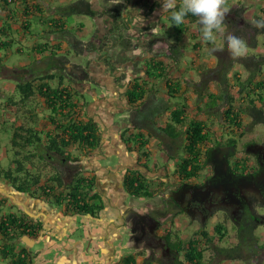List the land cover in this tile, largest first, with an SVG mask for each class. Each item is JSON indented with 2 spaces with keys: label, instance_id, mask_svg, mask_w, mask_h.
<instances>
[{
  "label": "crops",
  "instance_id": "1",
  "mask_svg": "<svg viewBox=\"0 0 264 264\" xmlns=\"http://www.w3.org/2000/svg\"><path fill=\"white\" fill-rule=\"evenodd\" d=\"M76 1L78 0H54L47 3L44 0H30L26 3L17 0L6 5L0 0V29L7 24L9 26L5 34L0 33V40H11L8 49L0 50V126L9 134V129H12V137L19 127L35 130L42 137L37 147L45 149L48 144L47 137L62 132L61 115L60 111H52L47 98L40 93V86L44 83H48L52 88L60 85L71 86L73 99L77 105L73 109L74 120L77 122L93 120L99 134L102 133L100 135L102 145L84 159V164L97 169L96 184L102 197L103 208L97 214L100 218L94 222L89 214L81 215L70 209L60 210V205L56 201L50 203L54 196H50V201L44 198H31L28 195L22 196L26 194L21 193V202L18 201L16 204L19 203L28 214L39 217L44 222V227L39 233L38 241L21 235L20 242L16 240L14 246L15 251L25 250L32 264H124L121 258L124 253L121 235L123 214L131 205L142 203L129 197L123 190V169L128 164L134 165L140 158L151 168V171H147L148 169L143 167L141 174L147 179L154 175L162 176L164 181L161 183L164 185L169 179H173L172 173L175 172V167L177 168L175 162L177 158H169L161 148L159 138L150 135L145 127L138 128L136 124L134 126L131 123L130 110L133 107L123 92L128 88L130 91L134 82L128 85L129 78L118 82L116 74L102 59L111 53L113 56L122 57L136 55L140 66L141 63L148 65L149 61H144L142 46L144 38L151 34L153 38L173 40L174 29L170 25V14L163 12L159 0H87L94 11L93 15H89L94 32L88 39L80 38L87 28L83 23L70 21L73 16L69 17L72 14L65 13L64 6L66 4L68 7ZM246 1V6L253 17L264 15V0ZM111 2L122 4V16L119 20H115L107 11ZM239 2L240 0H227V5L233 6ZM185 21L189 29L182 38L186 50L180 61H170L168 58L165 59L164 55L155 57L168 63L166 78L145 76L144 72L140 71L142 77L138 82L145 83L146 95L163 97L170 104L166 113L158 118L162 126L181 100L187 102L186 113L189 118L197 116V111L192 110L193 105H197L198 97L194 98L191 95L192 88L183 80L187 76L198 78L197 70L194 69L197 65L214 68L218 64L217 55H209L200 39L198 21L188 19ZM37 22L41 34H35L36 28H33ZM260 40L262 42L258 47L253 49L248 46L247 54L264 53V36H260ZM197 43L198 46L195 47ZM217 46L222 47V41L218 40ZM24 53H28V58H24L26 55ZM76 58L81 59L80 63L76 62ZM145 70L152 72V69ZM235 71H239L244 77L248 74V70L242 64L236 65L231 74ZM174 72L176 79L172 77ZM48 75L54 77L48 78ZM168 78L181 83L177 93L171 92L167 87ZM260 79H264V72ZM24 81L34 83L35 92L27 99H23L17 90V84ZM214 88H219V85L216 83ZM201 101L203 102V99ZM142 102L141 99L133 105H140ZM208 117L200 119L207 120ZM139 132L148 140L145 146H142L138 138L140 146L135 147V142H132L135 147H132L133 150L130 151L129 148L116 151L121 154L117 164L104 160L105 156L99 151H105L106 154L111 151L109 146L105 145L109 138L112 141L118 134H125L127 139L133 138ZM6 140L7 148L1 151L3 136L0 134L1 171L3 170L1 168L15 170L18 159L16 154L20 151L18 147L13 146L12 138L8 136ZM34 147L27 149L34 151ZM74 147L71 145L68 149L74 151ZM46 180L53 185L58 183L56 179L52 180V177L47 176ZM0 183H4L2 186L8 187L7 191L9 190L10 186L2 178ZM0 192H3L1 188ZM160 202L161 199H157L156 203ZM1 204L0 221L5 218L7 212H10L9 206ZM182 222L184 223L185 219H182ZM178 224L177 219H169L166 234L170 240L172 238L169 236L174 232L183 238L180 232L184 225L178 228ZM197 230L199 229L192 233ZM6 242L7 238L0 231L1 258L6 264H12L8 253L4 252L7 249ZM9 245L10 242L8 247ZM141 260L142 258H137V264H141Z\"/></svg>",
  "mask_w": 264,
  "mask_h": 264
},
{
  "label": "trees",
  "instance_id": "2",
  "mask_svg": "<svg viewBox=\"0 0 264 264\" xmlns=\"http://www.w3.org/2000/svg\"><path fill=\"white\" fill-rule=\"evenodd\" d=\"M6 5L17 0H3ZM28 3L30 0H18ZM122 4L113 3L107 7V11L114 17L115 20H119L122 16ZM68 14L79 13L93 15L91 3L87 0H78L75 3L67 7ZM186 19L189 21H198L197 17L188 16ZM256 19H264V15L256 16ZM254 20V21H255ZM253 21V22H254ZM253 22L251 27L254 32H251L250 38L247 37L245 30H239L234 35L245 40L250 48L258 47V38L264 36V30H258L254 27ZM174 29V39L168 40L166 45H162L160 50L164 56H167L170 61L178 62L183 57L186 50V45L182 42L183 35L189 29L188 23L184 21L183 24L176 26L171 25ZM9 30L8 24L0 29V33L5 34ZM194 37V35H191ZM11 40H0V50L8 49L10 47ZM198 43L195 44V47ZM242 64L248 70V74L244 77L239 71L231 72L236 65ZM168 63H164L161 60H150V67L152 72L150 76L155 78H166ZM194 69L197 70L200 79L195 82H188L189 78L185 77L183 82L188 87H193L194 92L198 95V100L203 99L202 105H198V112H204L207 116L218 117L219 123L223 126L224 132L222 136H217L230 144H236L237 138L235 135L238 132L244 133L246 130L247 122H250V126L263 125L264 126V79H260V76L264 72V53H250L245 57L239 59H233L226 57L224 60L219 58L218 64L214 68L206 67L204 65H197ZM54 75H48V78H53ZM137 82V81H136ZM213 82H217L219 90L216 93L210 91V85ZM167 87L171 92L177 93L180 90L181 83L168 78ZM145 83H133L132 89L129 91L130 103L136 104L139 100L144 98ZM17 90L21 93L23 99L29 98L34 94L33 81H24L17 84ZM40 93L44 95L50 108L53 112L60 111V134L49 135L47 138V149L49 148L52 154H57L60 157L69 158L72 156L73 151L68 149L71 145H76L74 149L80 147L84 149L86 146L94 148L99 142V133L96 128V124L93 120L87 121H75L73 116L75 115L74 108L77 107L74 102L73 88L71 86L60 85V87L52 88L48 83H44L40 86ZM207 98L205 101L204 98ZM170 104L164 100L163 97L157 98L156 101L149 102L144 108L137 111L139 119L142 124H136V127H145L150 135H154L159 139H163L165 136L169 142L166 144L165 152L171 159L178 158L180 152L184 153L181 157L180 163L177 165L176 173L182 176L186 180H192L199 176V172L208 165L210 148L213 146V130L210 129V125L207 120L197 117L189 118L186 113L187 102L180 101L172 111V115L164 122V125H160L158 118L166 113ZM74 111V112H73ZM158 116V118H157ZM249 118V119H248ZM247 119V121H246ZM62 120L64 122H62ZM249 120V121H248ZM64 126V127H63ZM226 129L232 131L230 136L227 135ZM217 133V132H216ZM164 135V136H163ZM136 139H140L142 146H145L148 142L141 132L135 134ZM41 136L33 129H26L19 127L14 132L12 137L13 146L18 147L20 151L17 152L16 159L17 166L15 170H6L4 177L12 181L14 186L24 192H30L32 187L37 185L39 178L31 179L29 172L26 169V161L32 160L37 154H41L40 147H37L41 143ZM183 141V146H181ZM216 143H221L220 141ZM34 147V151H30L28 147ZM201 147V148H200ZM206 148V149H205ZM43 150V149H42ZM26 152V153H25ZM38 152V153H37ZM22 157L20 158L19 156ZM205 155V158H204ZM178 156V157H177ZM61 159V158H60ZM244 167H248L249 158L243 157L241 160ZM238 161L236 164H240ZM59 182L56 185L47 184L43 190L50 189L48 195L54 196L60 202V195L55 194L57 187H60V191L63 182L57 175L54 177ZM137 178H133L130 181L129 192L136 197L150 196L147 188H144L139 184L135 185ZM78 185L73 187L72 193L65 192L64 198H71L75 202L83 200L87 197V191H85V185L82 180L78 181ZM83 186L80 189L79 186ZM82 194V195H81ZM91 206H88L89 209ZM83 209V206H80ZM79 209V210H80ZM78 210V208H77ZM81 211V210H80ZM252 222L245 226H241L238 229V244L234 246H224L221 244L228 234L227 226L223 222H218L212 229L203 227L197 230L189 239H184L177 233L172 240V245L179 253L172 264H213L216 258H223V261H244V247L251 239L258 238L255 234L257 229V223L262 222L260 218L250 219ZM15 222L18 224L16 228H22L21 222L16 216H6L0 221V228L7 230L8 222ZM170 237V236H169ZM264 246V245H263ZM212 249V258L206 256V251ZM5 252V250H4ZM207 258V259H206ZM214 259V260H213ZM168 264V263H163Z\"/></svg>",
  "mask_w": 264,
  "mask_h": 264
},
{
  "label": "flooded vegetation",
  "instance_id": "3",
  "mask_svg": "<svg viewBox=\"0 0 264 264\" xmlns=\"http://www.w3.org/2000/svg\"><path fill=\"white\" fill-rule=\"evenodd\" d=\"M227 7L229 13L226 18L227 27L225 32L234 35L239 30H245L247 37L250 38L251 32H254L251 23L256 17L251 15L248 6H244L243 1L240 0L239 4L233 6L227 5ZM168 40V38H163L162 40L160 38H153L151 34L144 38L142 46L144 48V61H149V64H146L147 66L145 63H141L140 66L139 61L136 59V55H129L128 57L123 56V58L122 56H113L111 53L103 56L102 60L110 67V70L116 74L118 82H122L129 78L128 85L130 82L137 83L142 77L140 71H143L145 76H150V73H148L149 71L145 70V68L148 70L151 69L150 60L153 59L158 61L155 57L163 55L160 48L162 45H166ZM217 55V60H219L222 56L221 54ZM163 57L165 59L168 58L167 56ZM119 63L121 64L119 65ZM118 67H120V69H118ZM121 70H123V72H121ZM197 75L198 78L187 76V78H189L187 81L189 83L192 81H199L200 76L198 72ZM153 78H155V76H153ZM132 87L133 84L130 89H132ZM191 88L193 90L192 86ZM128 89L123 92V95L126 94L128 103H130ZM144 98L140 105L134 106L135 104L133 105L130 103L133 107L132 110H130V120L134 126L135 124H142L137 111L144 108L147 103L156 101L159 97L157 95L152 97L145 93ZM101 134H99L100 139L97 146L94 148L86 146L84 149L78 147L76 148L77 150H74L77 151L78 154L73 151L72 156L69 158L52 154L50 149H47L46 146L45 149L40 150L41 154H37L35 158L28 161L26 165V169L30 174L29 177L31 179L36 177L39 178L37 185L32 187L30 192H24L19 190L16 186L15 187L26 194L22 196L28 195L31 198H44L50 200L51 195L47 193L50 189L47 188L45 191L43 190L47 185V178L45 179V183L43 182L40 184L41 181H44V178L43 176L39 177V173L37 172L39 171L38 167L41 169L52 167L55 170L48 178L52 177V180H55L54 177L57 175L63 182L61 189L64 193L60 191V187H57L58 189L55 194L60 195V202L57 198L52 197L50 203L56 201L57 204L60 205V210L62 209L65 211L70 209L81 215L89 214L94 222L97 221L95 219L100 218L97 215L98 211L103 208L102 197L96 184L97 169L84 164V159L94 153L96 149L98 150V146L102 145ZM118 135L115 136L114 134L113 136L115 137H113V140L111 141L109 138V141L105 143L111 150L109 153L106 154L105 151H99L100 154L103 153V156H105V161L108 160L115 164L118 163L119 156H121L120 153L118 154V152H116L118 149L127 150L130 148L129 150L131 151V149L133 150L132 147H134L132 142H135V147L140 146L139 139H136L135 136L127 139V137L124 136L125 134ZM162 138V140H159L161 147L163 146V151H165V149L168 148L166 147V143L170 140L165 138V136ZM225 140L226 139L218 137L217 142L220 141L221 143H216L208 147L211 149L209 156H207L210 161L205 169H203L202 172L200 171L199 176L192 180L184 179L176 173V170L172 173L173 179H169L164 185L161 183L164 181L162 176L154 175L149 177L150 179H147L141 174L142 168L146 167L148 169L147 171H151V168L148 164H145L144 161L143 163L140 158H138L134 165L128 164L124 167V176L122 180L123 190L133 199H145L142 204H134V206L131 205L128 207L123 214V221H121V235L123 238H121L123 239L124 253L121 258L124 264H137V258H142L141 264H172L176 257L180 255L173 247L172 240H170L166 234V226L170 218L178 219V225H184L182 219L184 220L186 218L185 216H187L190 218V221L199 224L197 229L207 227L210 219L215 217L219 219L220 216H222V218L226 216L232 217L236 222L235 224H237V221L243 216H247L249 219L254 217L260 218V221H264V213L258 211V208L264 209V147L260 151L254 149L255 152L252 153L248 151V148H253L252 144H262L264 146V140L246 143L245 151L250 154V156L248 155L250 157L248 167H244L242 164V157L239 156V144H230ZM230 146L233 147L228 155L230 171L234 174V178L238 183L227 185V189L222 187L216 189V182L212 179L214 173L212 158L221 153L222 148ZM82 156L84 157L82 158ZM238 161L241 162L237 165L236 163ZM1 169L3 170H0V178H2L5 183L7 182L8 186H14L11 180L4 177L5 171L12 169ZM175 169L177 168L175 167ZM133 178L138 179L137 182H135L136 186L141 184L143 189L147 188L148 192L152 195L140 197L132 196L129 192V183ZM238 178H242L243 180H239ZM80 180L84 182L83 184L86 187L85 191H87L88 194L87 197L84 198L83 196V200L77 202L73 199L71 200V198H64L66 195L65 192L72 193L74 191L72 188L76 187ZM79 188L83 189L82 183ZM211 188L212 191L207 195L205 191ZM20 195L21 193H16L12 190L0 192V206L2 205L1 203L9 206L10 212H7L5 215L16 216L22 224V228L17 229L16 225L18 226V224L16 221H10L7 224V230H2L0 228V231L5 238H7L8 242H10L9 247L8 242H6L7 249L5 251L8 253L11 263L32 264L31 258L25 250L23 252L15 251L14 242H16V240L20 242L21 235L27 236L28 239L38 241V236L41 230H43L44 222L39 217L32 216L31 213L28 214L19 203L16 204L18 201L21 202ZM157 199H161V203L157 204ZM80 206H83V209H80ZM88 206L91 207L87 209Z\"/></svg>",
  "mask_w": 264,
  "mask_h": 264
},
{
  "label": "rangeland",
  "instance_id": "4",
  "mask_svg": "<svg viewBox=\"0 0 264 264\" xmlns=\"http://www.w3.org/2000/svg\"><path fill=\"white\" fill-rule=\"evenodd\" d=\"M56 1H59V0H56ZM44 2L52 3V2H54V0H44ZM246 4H247V1L244 0L243 1V5L245 6ZM248 5L251 6L250 3ZM64 6H66L65 7V13H66L67 12V5L64 4ZM71 16H73V17H71ZM69 17H71L70 21H73V22H76V23L85 24V26L87 28V31L85 32L84 35H81L80 38L88 39L89 36H91L93 34L94 30H93V28L91 27V24H90L91 23V17L88 14L87 15H83V14L72 13V15H69ZM39 26L40 25H39L38 22L35 24V26L33 25V28L34 27L36 28V29L34 28L35 29V34H38V33L41 34V30H40ZM230 35H232V33L228 34V33L225 32V36H230ZM260 42H262V41L261 40L259 41V38H258V44ZM132 48H133V46H132ZM24 54H26V55H24V58H28V55H27L28 53H24ZM217 54H221V56H222V58L224 60L226 59V57L229 56V53L227 52L226 49L223 52L216 53V55ZM80 61H81V59H77L76 60L77 63H80ZM172 77H173V79H176L177 76H175V72L172 73ZM216 83L217 82H213L210 85V91L213 92V93H216L219 90V88H214ZM191 95L194 98L198 97V95L193 90L191 91ZM196 104L197 105H195V106L193 105L194 109L192 110V112L198 110L197 107L200 104L202 105V101L198 100V102ZM205 115L207 116V114H205L204 112L200 113V112L197 111V116L196 117L197 118L206 119ZM207 121H208V123L210 125V129L213 130V138H214L213 144L215 145L216 141H218V138H217L216 134L218 136H220V135L222 136V134H223L222 132H224L225 128H223V126L220 125L218 117H215V116L211 117V118L208 117ZM247 123H248V125L246 126V130H245L244 133L240 134V132H238L237 135L236 134H233V135H235V137L237 138V141H238L237 143L239 144L238 145L239 146L238 147L239 148V156H241L242 158L243 157H248L250 159V157H249L250 154L245 151V145H246V143L251 142V141L264 140V126L263 125H257V126L251 127L250 126V122H247ZM9 130H10V134L7 133L6 131H3L2 127L0 126V134L3 136V141L1 143V151L5 150L7 148L6 137L9 136V138H12V135H11L12 132L11 131H13V130L12 129H9ZM226 131H227V135L230 136V133L232 131H230V129H226L225 132ZM72 146L74 147V145H72ZM181 146H183V141H182ZM75 150H77V149H75ZM74 152L77 153V151H74ZM183 154L184 153H182V152H180V154H178L179 157L177 156L178 158L175 161L177 165H178V163H180L181 157H182ZM19 157L21 158L22 155L19 156ZM204 158H205V155H204ZM203 169L204 168H202V170ZM38 170L39 171L37 173H39V177L43 176V178H44L43 182L45 183L46 182L45 178H47V176L48 177L51 176L55 169H53L52 167H49V168L45 167L44 169H41L40 167H38ZM202 170H201V172H202ZM41 171H44V172H41ZM144 200L145 199L139 198L136 201H139V202L143 203ZM159 201L160 200H158V202ZM258 211L264 213V209L263 208H258ZM185 217L186 218H185V222H184V227H183V230H181L180 233H181V235L183 236L184 239H188L191 235L194 234L192 232L197 229L199 224L196 223V222L190 221L189 217H187V216H185ZM177 221H179V220L177 219ZM218 221H222L227 226V229H228V234H227L225 240L223 242H221V244L224 245V246H234V245L238 244L239 239H240V238H238V235H237L239 227L249 224V222H247V221L252 222L247 216H243V217L240 218V220L237 221V224H235L236 222L232 219V217L226 216V217L222 218V216H220L219 219H217V217H215L213 219H210L209 225L207 227L212 229L214 227V225H216L218 223ZM257 224L258 225H257V229L255 230V234L257 235L258 238L257 239L256 238L251 239L249 242H247L246 246L244 247V251H243L244 258H245L244 261H239V260L223 261V258L220 257V258H216L215 260L213 259L214 260L213 264H264V246H263L264 245V221L259 222ZM178 228H180V225H178ZM174 234H175V232L170 236L172 238V240L175 237ZM212 255H213L212 249H208L206 251V256L208 257V259L212 258ZM0 264H6V262L1 258V255H0Z\"/></svg>",
  "mask_w": 264,
  "mask_h": 264
},
{
  "label": "clouds",
  "instance_id": "5",
  "mask_svg": "<svg viewBox=\"0 0 264 264\" xmlns=\"http://www.w3.org/2000/svg\"><path fill=\"white\" fill-rule=\"evenodd\" d=\"M163 12H168L170 25L179 26L188 16L197 17L200 39L209 55L225 49L233 59L245 57L248 45L236 35L225 36L226 18L229 13L227 0H159ZM254 27L264 30V19H256ZM222 41V47L217 41Z\"/></svg>",
  "mask_w": 264,
  "mask_h": 264
},
{
  "label": "water",
  "instance_id": "6",
  "mask_svg": "<svg viewBox=\"0 0 264 264\" xmlns=\"http://www.w3.org/2000/svg\"><path fill=\"white\" fill-rule=\"evenodd\" d=\"M252 145H253L252 149L248 148V151L251 153L255 152L254 149L260 151L264 147L262 144H252ZM231 149H233V147H231V146L222 148L221 153H219L218 155H216L212 158L213 171H214L212 179H214V182H216L215 183L216 189L217 188L220 189L221 187L227 189V187H226L227 185L238 183L237 180H235V178H234V174L230 171L228 155L230 154ZM238 179L243 180L242 178H238ZM0 188L4 192L7 191V189H8V187L6 188V187L2 186L1 183H0ZM9 190H12L16 193H22L13 185H12V187H9ZM211 191H212V188L208 191H205V192L207 193V195H209Z\"/></svg>",
  "mask_w": 264,
  "mask_h": 264
},
{
  "label": "bare ground",
  "instance_id": "7",
  "mask_svg": "<svg viewBox=\"0 0 264 264\" xmlns=\"http://www.w3.org/2000/svg\"><path fill=\"white\" fill-rule=\"evenodd\" d=\"M201 148V147H200Z\"/></svg>",
  "mask_w": 264,
  "mask_h": 264
}]
</instances>
